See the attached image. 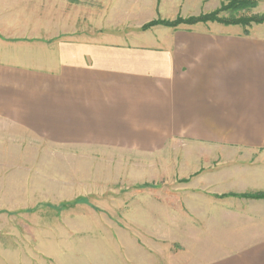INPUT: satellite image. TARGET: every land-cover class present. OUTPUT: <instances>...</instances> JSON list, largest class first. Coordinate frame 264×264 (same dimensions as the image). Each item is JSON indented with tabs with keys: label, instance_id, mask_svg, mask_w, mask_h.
Here are the masks:
<instances>
[{
	"label": "crops",
	"instance_id": "0c3cea01",
	"mask_svg": "<svg viewBox=\"0 0 264 264\" xmlns=\"http://www.w3.org/2000/svg\"><path fill=\"white\" fill-rule=\"evenodd\" d=\"M256 11L264 14V0ZM253 27L84 33L41 55L10 54L22 64L0 61V120L55 144L149 148L179 139L222 148L224 162L238 163L223 173L234 185L187 193L192 216L176 220L199 229L170 264H264V199L245 196L264 193V24ZM46 257L97 263L80 245ZM0 264L29 263L0 255Z\"/></svg>",
	"mask_w": 264,
	"mask_h": 264
},
{
	"label": "rangeland",
	"instance_id": "374dc122",
	"mask_svg": "<svg viewBox=\"0 0 264 264\" xmlns=\"http://www.w3.org/2000/svg\"><path fill=\"white\" fill-rule=\"evenodd\" d=\"M222 4L228 0H0V61L22 64L10 54L41 55L48 43L84 33L146 32L160 19L264 15L257 7L222 12ZM128 144H55L0 120V255L56 264L46 256L80 245L96 264L110 256L118 264L172 263L199 229L176 220L192 216L187 193L231 188L223 173L238 163L224 162L222 148L185 140Z\"/></svg>",
	"mask_w": 264,
	"mask_h": 264
},
{
	"label": "trees",
	"instance_id": "16d2710c",
	"mask_svg": "<svg viewBox=\"0 0 264 264\" xmlns=\"http://www.w3.org/2000/svg\"><path fill=\"white\" fill-rule=\"evenodd\" d=\"M222 12L223 11H239L244 9H253L254 7H257V0H228V4H222ZM221 12V11H220ZM220 12H213L210 14H202L199 17H191L186 20H182V18H179L177 20H157L150 22L148 24H145L142 29L143 30H149L153 28L154 26L161 25L166 27H171L177 29L178 26L182 23H207V22H223L227 23L228 25H241L243 27L249 26L251 23H257V24H263L264 23V15H254L250 18H244V19H230V20H223L222 18H219ZM245 196H249L252 198H263L264 199V193H255V194H246Z\"/></svg>",
	"mask_w": 264,
	"mask_h": 264
}]
</instances>
